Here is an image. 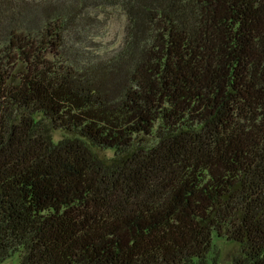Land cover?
I'll use <instances>...</instances> for the list:
<instances>
[{
    "label": "trees",
    "instance_id": "obj_1",
    "mask_svg": "<svg viewBox=\"0 0 264 264\" xmlns=\"http://www.w3.org/2000/svg\"><path fill=\"white\" fill-rule=\"evenodd\" d=\"M214 237L264 264V0H0V263L211 264Z\"/></svg>",
    "mask_w": 264,
    "mask_h": 264
},
{
    "label": "rangeland",
    "instance_id": "obj_2",
    "mask_svg": "<svg viewBox=\"0 0 264 264\" xmlns=\"http://www.w3.org/2000/svg\"><path fill=\"white\" fill-rule=\"evenodd\" d=\"M102 25V24H101ZM125 18L118 10L112 11L106 23L95 30V35L91 42L84 45L85 51L88 50L93 55H111L121 45L124 36ZM65 133L55 130L52 133L54 140L64 136ZM110 150L107 154H111ZM234 252V245L225 238H213L212 248L209 253L211 264H228L231 254ZM0 264H18V255L11 254Z\"/></svg>",
    "mask_w": 264,
    "mask_h": 264
}]
</instances>
